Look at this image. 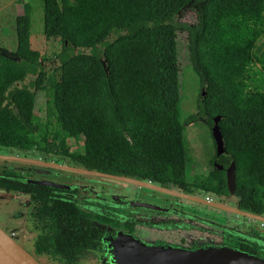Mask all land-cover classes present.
<instances>
[{"label": "trees", "instance_id": "obj_1", "mask_svg": "<svg viewBox=\"0 0 264 264\" xmlns=\"http://www.w3.org/2000/svg\"><path fill=\"white\" fill-rule=\"evenodd\" d=\"M43 4V34L62 49L49 70L31 60L30 16L16 17L19 60L0 53V147L32 148L43 129L42 150L71 155V140L82 138L75 157L88 169L182 186L185 127L200 121L211 128L220 116L225 153L197 180L207 192L227 193L217 166L233 157L237 193L264 213V0ZM182 46L200 85L197 110L185 119Z\"/></svg>", "mask_w": 264, "mask_h": 264}, {"label": "flooded vegetation", "instance_id": "obj_2", "mask_svg": "<svg viewBox=\"0 0 264 264\" xmlns=\"http://www.w3.org/2000/svg\"><path fill=\"white\" fill-rule=\"evenodd\" d=\"M36 142L0 147V215L4 230L40 264H111L131 239L190 251L229 248L264 260V223L257 219L264 213L236 185L216 194L200 186L197 177L205 174L182 186L118 180L105 175L123 176L88 169L75 157L81 151L67 155ZM230 162L217 168L226 174ZM209 166L208 173L211 160Z\"/></svg>", "mask_w": 264, "mask_h": 264}, {"label": "rangeland", "instance_id": "obj_3", "mask_svg": "<svg viewBox=\"0 0 264 264\" xmlns=\"http://www.w3.org/2000/svg\"><path fill=\"white\" fill-rule=\"evenodd\" d=\"M194 10V8H192ZM188 13L185 20L189 23L195 21L194 11ZM23 14H29L31 19V60L46 61V69L52 68L55 58L61 52V42L58 38H45L43 34L44 27V4L43 0H0V49L14 53L17 50L16 17ZM182 39L185 36L181 37ZM264 48V37L258 42V51ZM182 62L185 67V93L182 100V118L185 119L196 112V102L200 92L199 80L194 73L186 51L181 47ZM48 61V62H47ZM45 99L43 93L37 95L36 112L44 124L45 118ZM43 129L36 134L39 140ZM184 146L187 153V179L193 180L195 176L207 175L209 171V161L215 154V143L212 138L211 128L203 122H194L188 124L183 131ZM82 138L72 139L70 150L74 153L82 151ZM3 157V156H2ZM117 185V183H116ZM204 208V207H202ZM206 211V209L204 208ZM210 212V211H209ZM215 214V213H214ZM223 214V213H221ZM235 216L233 215L232 218ZM5 215H0V227L6 229ZM212 237L216 238L214 235ZM194 243L196 240H191ZM141 243V242H140ZM143 244V243H142ZM147 246V245H146Z\"/></svg>", "mask_w": 264, "mask_h": 264}, {"label": "water", "instance_id": "obj_4", "mask_svg": "<svg viewBox=\"0 0 264 264\" xmlns=\"http://www.w3.org/2000/svg\"><path fill=\"white\" fill-rule=\"evenodd\" d=\"M0 53L2 56L13 61L19 60L13 53L6 50L0 49ZM102 64L106 73H108L106 62L103 61ZM26 80H28V78ZM17 85L21 87V84ZM201 92L202 95H204V91L202 90ZM220 119V116L215 117L213 119V126L211 127V134L218 155L225 153L224 141L219 127ZM225 171L226 184L229 192L232 193L234 192L236 185L235 163L233 157H231L230 165L225 169ZM105 176L118 180L134 182L133 180L124 177L118 178L109 175ZM144 186L161 190L160 187L149 183H144ZM257 219L259 222L264 223V216H259ZM110 261L111 264H264L263 259L229 248H208L190 251L186 249H174L167 246H146L133 239L129 240L126 246L118 248L116 253L111 256ZM0 264L40 263L19 244H17L9 236V234L0 227Z\"/></svg>", "mask_w": 264, "mask_h": 264}]
</instances>
